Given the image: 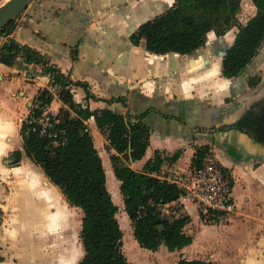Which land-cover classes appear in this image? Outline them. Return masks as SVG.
<instances>
[{"label": "crops", "instance_id": "obj_1", "mask_svg": "<svg viewBox=\"0 0 264 264\" xmlns=\"http://www.w3.org/2000/svg\"><path fill=\"white\" fill-rule=\"evenodd\" d=\"M177 1L172 0L166 5V0H33L20 16L19 26L10 37L42 53L74 81L87 83L90 91L101 100H88L84 88L73 86L74 100L84 108L89 107L91 111L109 108L122 114L130 111L133 115L141 114L150 107L156 109L145 119L151 129L146 155L142 160L130 163L136 171H142L157 151L164 156L181 151L179 160L173 164L165 161L162 170L167 180H181L179 185L188 194L187 189L195 171L192 160L196 149L209 145L210 154L233 173L234 195L239 202L237 216L244 215L241 221L248 226V233L254 235L260 226L264 229V140H255L246 131L223 129L248 117L251 108L264 97V80L259 86L251 87L246 76L242 79L226 78L223 75V58L219 60L215 77L206 72L214 68L213 61L219 49L226 46L229 50L233 46L238 27L235 35L231 34L235 27L223 36L210 32L207 46L189 56L156 55L146 49L144 41L139 46L132 43L131 36L140 26L175 6ZM5 40L6 37L0 35V50ZM76 47L78 59L74 61L72 50ZM261 53L264 56V45ZM163 58L173 59L179 64L169 71L164 68L167 62L160 60ZM198 62H201V68ZM188 63L196 64L187 69ZM196 66L200 70L193 71ZM171 71L184 73L185 76L177 75L173 79ZM220 81L227 84L223 91V86L219 88L217 85ZM49 86L50 78L44 75L42 66L26 64L18 59L10 67L0 61V233L9 230V214L19 204L14 202L12 205V196L17 195V201L23 196L21 190H13L24 182L16 178L22 175L26 158L22 124L39 92ZM201 87H210L213 91L199 95ZM237 89L244 94L240 98H233L232 92ZM120 97H126L127 107L120 102H106ZM55 106L60 108L62 104ZM259 108L264 118V106ZM88 125L104 167H108L113 175L111 156L117 152L101 133L94 118L88 121ZM210 129L215 131L213 135L209 134L212 133ZM231 148L239 152V161L227 156ZM18 150L22 152L20 160L15 154ZM31 173L28 183L36 188L39 177ZM41 173L44 174V171ZM47 180V190H39L33 196L29 194L31 198L51 200L49 189L59 188ZM187 194L180 201L184 205L183 213L192 218V211L197 205L190 203L193 200ZM33 203L30 201L28 206L32 211L33 206L37 205ZM19 230L20 226H17ZM194 246L195 238L192 245L176 251L180 252V259H200L194 258ZM23 254L20 251L14 255L18 259ZM0 255L4 257L0 264H8L9 257L4 253Z\"/></svg>", "mask_w": 264, "mask_h": 264}, {"label": "trees", "instance_id": "obj_2", "mask_svg": "<svg viewBox=\"0 0 264 264\" xmlns=\"http://www.w3.org/2000/svg\"><path fill=\"white\" fill-rule=\"evenodd\" d=\"M242 1L178 0L175 6L140 26L131 36V41L136 46L144 41L146 49L156 55L189 56L206 46L211 31L223 36L236 26L239 32L224 56L223 75L233 79L252 74L256 68L254 61L261 57L260 50L264 44V0H252L256 11L246 24H241L237 17ZM20 16L0 30V35L6 37L0 50V61L10 67L18 59L26 64L42 66L50 84L61 90L62 102L68 107L60 111L47 132L42 134L41 125L34 121L42 117L53 98L48 88L41 90L22 124L21 135L25 155L42 168L71 206L83 212L80 239L84 256L79 264H129L124 251V232L118 219L119 207L109 190L103 159L88 125L91 118L95 119L101 133L117 152L111 156V162L121 183L125 212L137 244L153 252L163 246L169 252H176L192 245L194 237L187 232L192 218L183 213L184 205L180 201L187 193L177 182L164 178L162 170L165 161L175 163L182 152L164 156L157 151L142 171L130 166L132 161L142 160L146 155L151 129L145 119L156 109L150 107L133 115L130 111L122 114L109 108L91 111L89 107L77 104L73 86L84 88L88 100L101 99L90 91L87 83L74 81L42 53L10 37L19 26ZM72 59H78V47L72 50ZM250 76L249 86L257 87L261 83V75ZM106 102H120L127 107L126 97ZM210 150L209 145L196 149L193 169L202 166ZM15 154L19 160L22 158L21 151ZM200 216L203 221H208L204 219L207 218L204 213ZM2 261L4 257L0 255ZM178 264L217 263L181 258Z\"/></svg>", "mask_w": 264, "mask_h": 264}, {"label": "rangeland", "instance_id": "obj_3", "mask_svg": "<svg viewBox=\"0 0 264 264\" xmlns=\"http://www.w3.org/2000/svg\"><path fill=\"white\" fill-rule=\"evenodd\" d=\"M166 2L168 3L166 5H169L172 0H166ZM255 11L252 0H243L240 13L237 16L239 22L246 24L254 16ZM237 29L236 27L233 28L231 34L235 35ZM261 52L262 49L260 51L261 57L254 61L256 68L253 70L252 75L264 77V56ZM164 59L160 60L167 62L164 64V68L169 69V71L179 64L173 59ZM192 64L196 63H188L187 69ZM218 65L219 61L214 63V66H212L214 68L206 71L209 72L208 75L215 77ZM198 67L201 68V62H198ZM198 67L196 66L193 71L200 70ZM170 74L173 79L177 75H180V77L185 76L184 73L181 74L177 71H171ZM244 76L247 79L248 75L246 74L241 75V79ZM217 85L219 88L223 86L221 91L227 86L226 82L223 81H220ZM210 90L213 91L210 87H201L199 95ZM240 91L237 89L235 92L238 98L244 94L243 91ZM106 168L108 169V167ZM22 171L20 178H16L24 180V184L20 183L13 190H21L23 196L18 201L15 199L17 195L12 196V205H14V202L19 204L9 214V230L0 233V244H3L0 245L2 246V248L0 247V254L4 253L7 258L9 257L8 264H79L84 256L80 239L83 212L79 208L71 206L65 196L54 188H50L48 191L51 200L48 198L46 200L43 197L41 199L31 198L29 194L33 196V193L39 190H47L45 189V182L48 180L41 173L40 166L33 164L27 156L24 158ZM31 172L39 177L36 188L31 187L28 183L32 175ZM107 179L113 200L119 207L118 219L123 226L124 235L127 237V244L124 243V251L129 264H178L181 257L180 252L169 253L165 246L153 252L142 249L137 244L134 239L133 227L125 212V205L120 192L121 183L110 171ZM192 200L190 203L197 205V209L195 207L192 211L193 223L187 231L195 238V246L192 251L194 258L212 260L217 264H264V229L261 226L254 235L249 234L247 231L248 226L241 221L244 219V215L237 216V214L222 220L206 215L207 218L204 219L208 221H203L200 216L203 213L201 207L195 199L192 198ZM30 201L37 204L33 206V211L31 206L28 207ZM17 226H20L19 231H17ZM20 251L25 254L17 259L14 254ZM29 252L32 254L26 255Z\"/></svg>", "mask_w": 264, "mask_h": 264}, {"label": "built area", "instance_id": "obj_4", "mask_svg": "<svg viewBox=\"0 0 264 264\" xmlns=\"http://www.w3.org/2000/svg\"><path fill=\"white\" fill-rule=\"evenodd\" d=\"M48 90L53 100L45 107L42 117L34 121L41 125L42 134L47 132L51 121L60 114V111L68 108L63 104L61 90L57 86L50 84ZM57 103H61L62 107L56 108ZM176 182L181 184V180ZM187 192L190 198L197 201L203 213L212 218L222 220L239 212L234 196V176L231 170L212 154L193 172Z\"/></svg>", "mask_w": 264, "mask_h": 264}, {"label": "flooded vegetation", "instance_id": "obj_5", "mask_svg": "<svg viewBox=\"0 0 264 264\" xmlns=\"http://www.w3.org/2000/svg\"><path fill=\"white\" fill-rule=\"evenodd\" d=\"M236 27V26H235ZM232 29V28H231ZM230 29V30H231ZM229 30V31H230ZM211 32H215V31H211ZM216 33V32H215ZM217 34V33H216ZM238 34V33H237ZM218 35V34H217ZM208 42V41H207ZM264 45V44H263ZM207 46V44H206ZM263 48V46H262ZM261 48V49H262ZM261 51V50H260ZM263 57V56H262ZM253 73V72H252ZM250 75L252 74H248V77L246 79L247 83H248V79L249 77H251ZM253 76V75H252ZM262 77V76H261ZM264 77H262L261 83L263 82ZM259 84V85H260ZM249 85V84H248ZM258 85V86H259ZM235 92H232V97L235 98L236 95L234 94ZM261 102V103H260ZM260 102L256 103L254 105V107L251 108V110L249 111L248 117L242 119V120H237L234 123L225 126L223 130L226 131V129L228 130H235V131H246L247 133H249L251 135V137L255 140H264V118H263V114L262 111H260L259 107L264 106V97L262 100H260ZM200 131L205 132L204 129H200ZM209 133L211 135H213L215 133V131H213V129H210ZM234 149V148H233ZM232 148L227 151V156L233 160V161H239V159H237L239 156V152L234 151ZM234 152V153H233ZM236 152V153H235ZM233 174V173H232ZM234 176V175H233ZM234 188H235V179H234Z\"/></svg>", "mask_w": 264, "mask_h": 264}, {"label": "water", "instance_id": "obj_6", "mask_svg": "<svg viewBox=\"0 0 264 264\" xmlns=\"http://www.w3.org/2000/svg\"><path fill=\"white\" fill-rule=\"evenodd\" d=\"M33 0H10L6 4L0 6V30L9 25L12 21L22 15L30 6ZM228 47L224 46L215 54L213 63H216L221 58L224 59Z\"/></svg>", "mask_w": 264, "mask_h": 264}, {"label": "bare ground", "instance_id": "obj_7", "mask_svg": "<svg viewBox=\"0 0 264 264\" xmlns=\"http://www.w3.org/2000/svg\"><path fill=\"white\" fill-rule=\"evenodd\" d=\"M8 1H10V0H3L2 1V3L0 4V6H2V5H4V4H6ZM106 173H107V175H108V178H109V169H107L106 168ZM121 225V224H120ZM121 228H122V230H123V226L121 225ZM124 243H125V245L127 244V237L124 235Z\"/></svg>", "mask_w": 264, "mask_h": 264}]
</instances>
